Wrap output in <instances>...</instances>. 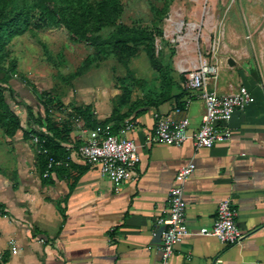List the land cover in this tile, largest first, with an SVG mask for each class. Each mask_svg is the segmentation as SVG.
I'll return each mask as SVG.
<instances>
[{"label": "crops", "instance_id": "obj_1", "mask_svg": "<svg viewBox=\"0 0 264 264\" xmlns=\"http://www.w3.org/2000/svg\"><path fill=\"white\" fill-rule=\"evenodd\" d=\"M216 80L209 87L220 94L237 87L232 81ZM245 83L240 85L249 88L254 102L235 112L230 122L232 139L211 149H197L193 138L181 146L146 143V136L154 132L156 114L189 118L191 135L198 132L205 113V103L198 97L184 109L171 100L127 118L135 123L129 136L140 146L141 162L137 176L119 191L98 166L79 155L81 131L77 138L69 132L67 154L60 158L63 164L45 177L49 180L41 173L38 146L26 144L28 137L22 132L16 165L0 167L3 264H160L162 243H154L153 238L159 220L170 209L169 192L176 174L189 162L196 164L184 186L191 234L175 245L170 264H264V90L256 81ZM184 94L183 100L189 97ZM96 113L98 121L112 114ZM225 198L231 199L245 234L234 246L200 233L212 228L218 204ZM11 239L16 241V253Z\"/></svg>", "mask_w": 264, "mask_h": 264}, {"label": "rangeland", "instance_id": "obj_2", "mask_svg": "<svg viewBox=\"0 0 264 264\" xmlns=\"http://www.w3.org/2000/svg\"><path fill=\"white\" fill-rule=\"evenodd\" d=\"M121 1L125 9L117 24L148 29L154 38L156 56L162 65L170 67L177 80L180 65L192 67L205 56L218 65L216 81H232L234 88L243 81L246 85L256 81L263 92L264 0ZM166 5L168 12L155 16L153 6L162 9ZM114 29L109 26L101 33L109 34ZM45 47L50 55L46 54ZM94 50L90 43L73 42L64 25L34 27L14 38L7 57L0 63V79L4 84V79L9 78L11 86L19 93L12 100L7 92V100L21 118L22 131L10 138L0 125V167L16 165V149L24 142L21 134L43 130L44 126H39L36 120L49 117L63 124L64 129L74 131L77 138L83 119L76 113L75 106L91 104L93 115H97V111L105 116L113 112L122 94L120 79L126 75L125 65L115 55L94 63L83 75L71 77ZM230 58L236 61L234 67L228 63ZM14 61L16 72L9 70ZM129 67L138 78L147 80L150 87L161 86L163 76L152 67L144 46L140 55L130 60ZM215 79L210 78V87ZM142 96L137 89L133 101ZM52 98L59 104L49 102ZM51 108L53 113L48 111ZM26 141L35 147L32 136Z\"/></svg>", "mask_w": 264, "mask_h": 264}, {"label": "trees", "instance_id": "obj_3", "mask_svg": "<svg viewBox=\"0 0 264 264\" xmlns=\"http://www.w3.org/2000/svg\"><path fill=\"white\" fill-rule=\"evenodd\" d=\"M124 9L121 0H0V63L7 57L8 47L15 37L32 31L34 27L64 25L69 29L73 42L90 43L95 49L83 60L79 70L71 77L75 79L83 75L94 63L104 61L112 54L126 67V75L120 79L122 94L118 102L114 104L110 117L103 121L96 120L91 104L85 107H74L76 113L85 122V126L95 129L113 124V131L116 133L120 125L133 114L138 116L148 109L158 108L167 101L174 100L178 107L184 109L186 104V99L183 100L184 92L186 91L187 97L191 94L184 74L179 72L180 78L177 80L172 76L170 67L160 63L155 53L154 38L148 29L117 24ZM152 9L155 16L161 17V12L164 14L168 12V5L162 9L153 6ZM109 26H114L115 29L109 34L101 33ZM143 46L152 67L163 76L159 88L150 87L147 80L138 78L129 67L130 60L140 55ZM45 52L50 55L47 47ZM16 67V61H14L9 70L16 72ZM137 89L141 90L143 96L133 101V94ZM7 92L13 100L18 97L9 78L4 79V84L0 79V125L5 135L12 138L18 130L22 129V121L8 102ZM49 102H54V98L49 99ZM54 103L59 104L56 101ZM124 109H126L125 112H123ZM35 122L39 126H44L45 130H32L25 134L27 137L33 134L39 136L38 149H47L51 156L58 159L67 154L65 144L69 142L70 129L62 128L64 126L61 127L59 122L49 117ZM39 158L43 176L47 168V156L39 153ZM43 179L49 180L45 177Z\"/></svg>", "mask_w": 264, "mask_h": 264}, {"label": "built area", "instance_id": "obj_4", "mask_svg": "<svg viewBox=\"0 0 264 264\" xmlns=\"http://www.w3.org/2000/svg\"><path fill=\"white\" fill-rule=\"evenodd\" d=\"M178 68L186 78L187 87L196 92L186 99L185 108L193 97H198L205 103L201 127L198 132L191 135L189 118L176 120L156 114L154 132L146 136V143L181 146L193 138L197 149H211L217 144L230 141L233 137L230 122L237 110L244 109L254 102L253 93L243 84L229 94L211 90L209 81L210 78H217L218 65L205 56H201L198 63L192 67L180 65ZM49 111L54 112L52 108ZM82 127L83 142L78 147L79 155L85 162L98 166L100 174L110 180L115 191H119L127 180L137 176L138 165L141 162L140 146L129 136L135 128V123L132 119H126L116 133L113 131V124L95 129H90L84 124ZM32 141L38 145L39 136L33 134ZM67 149L70 150L71 147L67 146ZM39 153L47 156L44 177H49L55 167L63 164L62 159L51 156L47 149H39ZM195 169L194 162L181 166L176 174V184L170 189V209L167 215L159 220L160 225H166L160 247V264H170L175 245L191 234L186 223L187 200L184 186ZM236 215L231 199L225 198L218 204L217 218L212 228H204L200 233L215 236L228 246L237 245L243 241L245 234L238 226ZM9 243L11 250L16 253L18 248L15 239H11ZM3 262L4 257L0 254V264Z\"/></svg>", "mask_w": 264, "mask_h": 264}, {"label": "water", "instance_id": "obj_5", "mask_svg": "<svg viewBox=\"0 0 264 264\" xmlns=\"http://www.w3.org/2000/svg\"><path fill=\"white\" fill-rule=\"evenodd\" d=\"M229 65L234 67L236 65V61L233 58H230L228 61ZM166 229V225L162 224L158 227L154 238H153V242L154 243H162V239H163V231Z\"/></svg>", "mask_w": 264, "mask_h": 264}]
</instances>
